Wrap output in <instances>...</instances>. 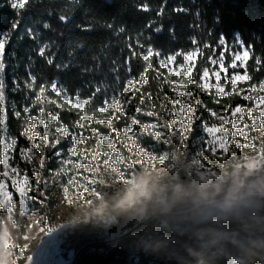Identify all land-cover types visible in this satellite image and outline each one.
Segmentation results:
<instances>
[{
    "label": "trees",
    "instance_id": "trees-1",
    "mask_svg": "<svg viewBox=\"0 0 264 264\" xmlns=\"http://www.w3.org/2000/svg\"><path fill=\"white\" fill-rule=\"evenodd\" d=\"M145 3L150 8L148 12L139 10V6ZM176 8L188 11H173ZM161 9L162 14L157 16ZM64 14L68 20L60 21L59 16ZM217 17L221 21L219 24L215 23ZM15 18L9 0H0V33L11 36L5 50V69L0 72L4 84L0 106L8 112L6 123L0 125V182L4 173L2 138L5 135L18 139L15 149L18 155L23 143L20 134L26 128V121H23L25 106L32 109L31 115L46 120L48 113L59 114L57 123L67 125L70 131L80 129L75 122L82 116L95 115V120L91 122L81 120L85 125L84 134L88 137L86 142H90L95 133H108V124L99 123V119L111 111L106 115L94 112L97 102L105 98L110 101V96L124 92L127 79L134 78L138 83L132 94L125 96V103L128 96L135 97L128 106L129 114L138 106L147 111L159 103L167 88L160 77L164 70L159 68L156 58H152L153 69L147 73L148 82L143 86L139 77L146 63L131 58L127 66L124 64V60L131 56L128 50L130 43L136 51H141L136 47L137 40L145 48L151 43L162 52L163 57L178 50L195 49L190 43L194 36L200 41V48L205 42L215 44L221 31L228 33V42L232 43V34L238 30L246 45L254 43L253 52L246 62L253 79L247 83L259 87L264 82V65L260 71H255L256 58L264 59V0H32L20 17V27L12 32L11 23ZM45 22L50 25L49 29L42 27ZM29 27L37 33L35 41L26 34ZM157 28L162 30L157 32ZM121 29L124 31L121 32ZM209 31H213L214 35L209 37ZM44 44L48 45L46 56L40 57L38 48ZM204 51L205 55H209L210 51ZM48 58L54 63L48 64ZM56 64L68 67L57 68ZM157 71L161 73L158 75ZM201 71L202 67H198L192 74L196 85H199ZM28 73L38 78L32 89L26 87ZM53 80L67 90L70 98L79 95L85 99L97 86L102 91L84 111L58 99L50 88L46 89L37 104L39 86H49ZM13 81L19 82V89L14 90ZM194 93L197 101L212 111L243 103L240 96L232 94L214 99L211 94L205 95L197 89ZM141 97L144 98L143 104L140 103ZM53 100L56 103H51ZM57 104H63V107H57ZM40 107L45 109L43 114L39 112ZM16 111L21 112L20 117L15 116ZM143 118L142 122L145 121ZM124 120L125 116L121 115L119 120L112 119L111 123L120 129L126 126ZM186 175L183 168L178 169L174 186L166 189L165 200L157 205L147 203L139 214L143 216L139 225L135 226L133 219L116 213L114 218L118 223L131 230L121 235L122 229L114 227L113 230L119 232L116 236L121 237L104 243L89 244L93 242L92 238L84 240L79 246L83 249L77 253L73 264H264V216L224 224L191 220L185 212L196 206L200 194ZM178 186L183 189V194L176 196L174 192ZM34 195L44 203L39 204L40 208L52 204L49 199ZM146 216L151 217L144 220Z\"/></svg>",
    "mask_w": 264,
    "mask_h": 264
},
{
    "label": "rangeland",
    "instance_id": "rangeland-1",
    "mask_svg": "<svg viewBox=\"0 0 264 264\" xmlns=\"http://www.w3.org/2000/svg\"><path fill=\"white\" fill-rule=\"evenodd\" d=\"M231 51L243 53V49L236 47H232ZM208 54L211 55V52ZM207 56L196 62V68L202 67L201 76L205 67L210 69L208 78L199 81V85L203 84L207 89L206 92L201 93L211 94L214 99H218L224 96L217 95L216 87L221 86L225 92L228 88V93L240 96L242 99L243 103L239 105L240 112L233 111L237 106L212 111L200 103V110L196 112L197 119L192 121L191 112L186 114L180 110L179 105L171 103L172 99L185 100L184 97L173 93L172 89L176 87L178 93L194 92V89L200 91L199 85L188 84L187 78L182 75L173 74L168 77L167 68H163L164 73L157 72L161 73L160 77L167 92L161 95L159 103L152 105L147 111H143L138 106L141 108L140 113H136V107L134 112L125 116L126 126L120 129H116L112 124V127L119 132V136L112 131L111 127L106 126L108 133H95L90 142L82 141L77 145L79 151L76 156L71 157L72 163L79 161L88 166L80 169L79 172L71 164L60 165L51 146L45 147L44 128L47 126L48 140L61 139L57 148L62 149L65 155L60 159H69L68 148L71 145L67 139L56 133V128L61 124L57 121L51 122L50 117L47 121L44 117L37 116L35 131H33V126L27 123L31 114H25L24 132H27L32 140L29 141L28 138L23 137L22 146L19 147L18 155H16V148L13 150L9 146L6 151L2 138L1 159L3 164L4 155L9 156V177L5 179L3 175L1 182L5 185L4 192L13 193L18 200L15 188L21 190L25 188L24 180L27 173V179L31 181L32 188L29 196L39 194L49 199L52 204L40 208V203H35L32 211L25 215L23 207H10L7 196L0 192V264H73L75 256L83 249L79 246L84 240L92 238L93 242L89 244L104 243L119 238L131 230L125 224L118 223L114 218L116 213L123 218L133 219L136 222L135 226L139 225L143 221H139L143 217L139 214L147 203L157 205L165 200L166 189H172L174 186L179 168H183L190 183L200 194V200L196 206L211 204L235 195L264 196V117H261V112H264V99H261L264 97V89L259 86L252 91H247L252 86L248 85L249 81H238L236 90L233 91L230 83L231 76L233 74L243 76L245 69L229 67L233 62L231 52L226 56L223 67L219 64L216 66L208 64ZM180 63H183L182 57L177 58V61L170 65L174 72ZM213 72H219L220 77L218 78ZM225 76L228 77L227 81L224 79ZM181 81L187 87H180ZM137 84V82L134 84L132 90ZM132 90L125 93V96L132 94ZM242 95H250L253 100H243ZM125 96L118 98L121 104L125 103ZM113 97V95L110 96L109 102H112ZM197 99L194 95L190 108L196 107ZM72 101L75 103V97ZM250 110L251 116L248 115ZM110 111L109 115L102 113L106 116L104 115L105 117L100 118L99 121L108 120L115 110ZM148 111L155 114L151 117L144 115ZM213 112L217 115H211ZM142 116L145 119L144 122L141 120ZM132 117L139 120L140 125L158 124L159 127L152 131L163 132L164 138L157 141L148 134L140 136V125H136L132 132L125 135L123 129L131 123ZM186 117L189 120L188 124L184 125L185 140L181 141L179 129ZM41 119L45 120V125L39 123ZM205 123L208 127L215 125L216 131L212 134L206 133L203 128ZM189 126L191 131L188 130ZM74 132H82L86 136L83 129H76ZM100 135L109 136L110 142L100 141ZM144 137H146L145 141ZM10 140L11 138L8 137V141ZM209 140L213 141V147H209L207 143ZM137 145L141 150L135 149ZM33 147L32 154L35 155V160L25 162L21 159L20 149ZM145 149L150 152H144ZM117 152L120 153V161L114 155ZM80 153H84L87 159H84ZM26 155L31 154L26 153ZM42 158L44 165L41 168ZM12 168H18L19 172L12 173L10 171ZM61 168L64 172L62 176L52 175L53 170L59 172ZM34 169H40L39 175L33 174ZM5 171L4 168L3 172ZM144 172L152 177L150 194L140 197L127 211H116L113 205L118 195ZM73 177L76 178V182L70 184ZM13 181H15V188ZM37 181L42 183L38 184ZM136 215L139 216L136 217ZM147 217L144 220H147ZM114 227L118 230L122 229V234L116 236L119 232H115ZM21 247L25 251L24 255L18 259ZM28 257H31V260L27 259Z\"/></svg>",
    "mask_w": 264,
    "mask_h": 264
},
{
    "label": "snow or ice",
    "instance_id": "snow-or-ice-1",
    "mask_svg": "<svg viewBox=\"0 0 264 264\" xmlns=\"http://www.w3.org/2000/svg\"><path fill=\"white\" fill-rule=\"evenodd\" d=\"M10 3V7L14 10L15 12V19L13 20V22L11 23V30L12 32H15L21 25L22 21L20 19V17L22 15L25 14V9L32 3V0H9ZM139 10L144 11V12H148L150 11V8L148 6L147 3L139 6ZM163 9H161L160 11L157 12V16L162 14ZM173 11L175 12H186L188 11L187 9L184 8H176L173 9ZM59 20L60 21H67L68 20V16L66 14L64 15H60L59 16ZM220 18L217 17L215 23L219 24ZM197 25H193V27H196ZM42 27L44 29H49L50 25L48 23H43ZM108 27H112L111 25H108ZM149 27H151L149 25ZM87 30V29H85ZM162 29L157 28L155 29V31L160 32ZM124 29H121V32H123ZM171 31V30H170ZM26 34L28 36V38H30L31 40L35 41L37 39V33L35 32V30L31 27H29L28 29H26ZM214 35L213 31H209L208 32V36L211 37ZM11 40V36L8 33H0V72H3L5 69V64H4V56H5V50H6V45L10 42ZM191 45L194 46L195 50H190V51H184V50H178L175 53L172 54H168L167 56H163L162 58V52L160 50H157L154 48V46L149 43L147 48L144 47L143 44H141L139 42V40L136 41V47H139L141 49V51H136L135 47L133 46V44H129L128 45V50L131 53V56L124 60V64L127 66L130 62H131V58H138L140 60H142L143 62L146 63V66L143 67V71L140 73V81L142 82L141 86H143V84H146L148 82L147 80V73L153 69V63H152V58H156V62L158 63L159 68L163 69V68H167L168 70V77L172 76L173 74L176 76H183L185 78H187V82L188 84H194L195 81L192 78V74L195 72L196 70V62L198 59L203 58L205 56V51L204 50H208L211 52V55L207 56V63L212 65V66H216V65H220L221 67H223L224 63H225V58L226 56L229 54V52H231V56H232V63L229 65V67L231 69H237L240 67H243L245 69V74L243 76H240L238 74H233L231 76L230 79V83L232 85L233 91L236 90L237 87V82H243V81H251L253 79V77L251 75H249L248 73V65L246 63H244L245 61H247L250 57V53L253 52L254 49V43L253 45H246L245 41L242 38V33L240 31H235L232 34V44L230 45L228 42V33H226L225 31H221L219 33V37L217 39V41L215 42V44L211 43V42H205L203 44V48L199 47L200 41L194 36L191 38L190 40ZM48 45L44 44V46H41L38 48V55L40 57H45L46 56V49H47ZM232 47H236V48H240L243 49V53L241 54L238 51H231ZM222 49V50H221ZM146 52V54H145ZM217 53H219V55L217 56ZM50 55V54H48ZM182 57L183 58V63H180L177 65V70L174 72L173 69L170 67V65H173L176 61L177 58ZM262 57H264V53H262ZM47 63L48 64H53L54 61L51 58L47 59ZM255 71H260L261 70V66L264 65V59L261 58H256L255 60ZM57 68L63 66V67H68V65H62V64H56L55 65ZM129 72H131V68L128 69ZM209 72L210 69L208 67H205L203 69V74L200 77L201 80H206L209 76ZM214 75H216L218 78L220 77V73L219 72H213ZM159 75V72H158ZM168 77H165L166 79ZM37 76L34 75L33 73H28L27 75V83H26V87L29 89L33 88V85L36 84L37 82ZM225 81L228 80V77L225 76L224 77ZM135 79L134 78H129L125 81V85H124V92H120V93H116L115 96L112 99V102H109L108 98L103 99L102 102H97V106L93 109L94 112H99V113H108L109 110H115L113 112V114L110 116V118L106 121H99L100 123H105L108 124L109 127L112 128L113 132H116L117 136H119V132L112 127V119H116L119 120L121 115L122 116H127L128 115V106L132 103V101L134 100V95L133 96H128L127 97V101L126 103L121 104L120 103V99L118 98H123L125 96V93L129 92L132 90V87L135 84ZM13 85H14V90L19 89L20 88V84L17 81H13ZM179 86L180 87H187V85H185L182 81L179 82ZM256 85H252L250 89H247V91H252L256 88ZM261 88H264V82H262L260 84ZM40 91L39 93L36 94L37 96V104H39V99L40 97L44 96V93L46 91L47 88H50V92L54 93L55 96L58 99H63L64 101H66L68 104H70L73 108L79 109L81 111H84L85 107L89 104L93 103V98L97 95V93H100L102 91V88L100 86H97L95 88V91L92 92V94L90 96H88L85 99H81L79 95H77L75 97V103H73L72 98H70L67 95V90L58 86L57 82L55 80L51 81L49 86H45V85H40L39 86ZM199 90L200 92H206L207 89L204 87L203 84L199 85ZM137 91H139V89H137ZM173 93H177L178 96L184 97L185 100H180V99H172L171 103L173 105H179L180 106V110L184 113H189L191 112V117L190 119L192 121H195L197 119L196 116V112L200 110V102L196 101V107L195 108H190V104L192 102V98L195 95V93L193 91H185V92H177V88L174 87L172 89ZM216 93L219 96H227V95H231V93L225 92L224 89L221 86H217L216 87ZM4 97V84H3V80L0 79V100H3ZM243 100H253V97L250 95H242ZM261 99H264V97H261ZM51 103H56L55 100L51 101ZM140 103L143 104L144 103V98L141 97ZM57 107H63V104H57ZM32 109L29 106H25L23 108V112L26 115H30ZM45 111V109L43 107H40L39 112L40 114H43ZM136 113H140L141 112V108L137 107L135 109ZM234 112H240L241 111V106H237L236 109L233 110ZM116 113H119L120 115H116ZM155 113L152 111H148L146 113H144V115H147L149 117L153 116ZM7 109L3 106H0V125H4L6 123L7 120ZM49 117H50V121L51 122H56L59 120V114L57 115H52L51 113H48ZM211 115L216 116V113H211ZM248 115L251 116L252 115V111L250 110L248 112ZM15 116L16 117H20L21 116V112L20 111H16L15 112ZM261 117H264V112H261ZM95 115L92 116H82L81 120H88L89 122L95 120ZM223 119V118H221ZM243 119V118H241ZM81 120H77L75 122L76 127L83 129L85 127V125L81 122ZM188 120L189 118L186 117L183 121V123L181 124V128L179 129V132L181 133L180 135V140L184 141L185 137L183 136V131H184V125L188 124ZM37 121V116L35 115H31L30 119L27 121V123H29L30 125L33 126V131H35V122ZM39 123L41 125H45L46 122L45 120L41 119L39 121ZM136 125H140V121L137 120L135 117L131 118V123L125 127L123 129V132L125 135H128L130 132L133 131L134 127ZM235 127V125H233ZM141 127V131L139 133L140 136H143L144 134H148L149 136H153L155 140L159 141L162 140L164 138V133L163 132H153L152 130L155 128H158L159 125L158 124H146V125H140ZM204 131L208 134H212L214 131H216V127L215 125H213L212 127H208L207 124L205 123L203 125ZM189 131H191V127L189 126ZM93 132L95 133V129H93ZM44 133H45V147L47 148L49 145L51 146V148L54 151L55 154V158L59 161L60 165L62 166H67V165H72V167L74 169L77 170V172H79L80 169H85L86 166L84 163H81L79 161H77L75 164L72 163V159L71 157L76 156L78 153V148L77 145H79L82 141H87L88 137L84 136L81 133H76L74 131H70L67 125H61L60 127L56 128V133L60 134V136L64 139L68 140V143L71 145L68 148V156L69 159L67 160H63L60 159L62 156L65 155V153L63 152L62 149H58L57 146L61 143V139L57 138L54 141L48 140L47 136L49 133V129L47 126H45L44 128ZM23 137H26L29 139V141L32 140V137L29 136V134L27 132H21L20 134ZM79 135V139H77V136ZM70 138V139H69ZM100 141H103L105 143H109V136L106 135H100L99 136ZM133 141L135 142V138L133 137ZM3 142H5V149L7 151L8 147L10 146L13 150L16 148L17 144H18V139L17 138H12L10 141H8V137H3ZM207 143L209 144V147H213V141L209 140L207 141ZM35 147V145H34ZM34 147L33 148H21L20 149V156L21 159L25 160V162H32L35 160V155L32 154L34 153ZM135 149L137 151L141 150L140 146L137 145V147H135ZM144 152H150L148 150H143ZM26 153H30L31 155H26ZM81 156L84 157V159H87V156L84 155V153H80ZM115 157L117 158L118 161H120L121 157H120V153H115L114 154ZM8 160H9V156L7 154L4 155L3 157V164H4V168L6 169V171L3 173L5 179H7L9 177V164H8ZM41 168L44 165V159H41ZM91 169L89 168V171ZM12 173H18L19 169L18 168H12L10 170ZM40 169H34L33 170V174L34 175H39ZM64 174L63 172V168H61V171L57 172L55 170L52 171V175L53 176H62ZM76 182V178L73 177L70 180V184H75ZM37 183H42V181H37ZM24 184H25V188L23 190L19 189V188H15V181H13V187L15 188V192L18 193V200L15 199L13 193H9V192H4V188L5 185L3 182H0V192H3L4 195L7 196L8 198V203L9 206H14L16 208H20L23 207L25 212L24 214L26 215L28 212H31L34 204L35 203H43V201L40 199V197L38 196H29V192L32 190L31 188V181L29 179H27V173H25V180H24ZM24 251L25 249L23 247H21L19 249V257H22L24 255ZM27 259L31 260V257H28Z\"/></svg>",
    "mask_w": 264,
    "mask_h": 264
},
{
    "label": "water",
    "instance_id": "water-1",
    "mask_svg": "<svg viewBox=\"0 0 264 264\" xmlns=\"http://www.w3.org/2000/svg\"><path fill=\"white\" fill-rule=\"evenodd\" d=\"M193 221L228 223L264 216V196L235 195L211 204L198 205L185 213Z\"/></svg>",
    "mask_w": 264,
    "mask_h": 264
},
{
    "label": "clouds",
    "instance_id": "clouds-1",
    "mask_svg": "<svg viewBox=\"0 0 264 264\" xmlns=\"http://www.w3.org/2000/svg\"><path fill=\"white\" fill-rule=\"evenodd\" d=\"M152 177L149 173H141L140 176L118 195L113 208L118 212L127 211L140 197L148 196L151 191ZM183 194V189L177 187L174 195Z\"/></svg>",
    "mask_w": 264,
    "mask_h": 264
}]
</instances>
